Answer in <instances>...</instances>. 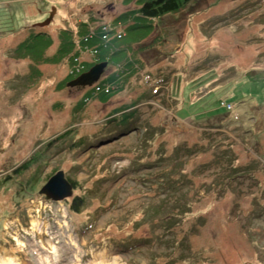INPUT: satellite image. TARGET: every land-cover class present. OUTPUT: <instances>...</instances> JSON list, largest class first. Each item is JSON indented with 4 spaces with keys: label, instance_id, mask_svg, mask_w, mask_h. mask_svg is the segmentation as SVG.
<instances>
[{
    "label": "rangeland",
    "instance_id": "obj_1",
    "mask_svg": "<svg viewBox=\"0 0 264 264\" xmlns=\"http://www.w3.org/2000/svg\"><path fill=\"white\" fill-rule=\"evenodd\" d=\"M144 1L0 0V257L37 264L53 236L51 264H264V0H193L161 18L142 17ZM86 23L122 35L100 80L119 69L126 83L110 94L68 86L98 63ZM64 29L81 51L57 62ZM59 171L76 187L47 199Z\"/></svg>",
    "mask_w": 264,
    "mask_h": 264
},
{
    "label": "trees",
    "instance_id": "obj_2",
    "mask_svg": "<svg viewBox=\"0 0 264 264\" xmlns=\"http://www.w3.org/2000/svg\"><path fill=\"white\" fill-rule=\"evenodd\" d=\"M191 1H193V0H145L142 3L141 8L139 9V13L142 17H145V18H159V17L161 18L162 16L168 15L170 13H176V12L180 11L183 7H185ZM126 17H127V14L120 16L117 20L122 21L123 18H126ZM114 27H115V25H114ZM130 27H132V26H130ZM83 28H85V29L81 30V32H80L81 45H85L86 41L90 45L95 44L94 46L97 47L95 49V52L99 53L98 54L99 55L98 62L107 61L108 64L109 63L117 64L118 62L117 63H115V62H116V58L118 57V54H120L121 52H124V50H117V46H115L117 41H120L121 38H119L117 36L116 37L113 36V37H107V38H105V40H102L101 39V36H102L101 33L102 32H101L100 28L97 29L95 27L96 32L95 31L92 32V30H90V28H89V23H86V24H84V26H81V29H83ZM112 29H114V28H112ZM63 31L65 34L64 35L65 39H67V40L63 39L64 40L62 43L63 45H61V48L56 55V58H54V60L57 62L61 61L65 55L70 54L72 52L73 48H76V45H77V41L75 40V38L73 36L74 32L72 30H67V29H64ZM82 31H83V34H82ZM88 32H89V35H88ZM113 32H115V31H113ZM41 36H42V34H33L32 39L34 40V42L36 44H38L41 41H43V40H41ZM107 48H113L112 52L110 54H108L107 56L106 55L100 56V54L103 53V51H106ZM101 50H102V52H101ZM116 50L118 52L115 53ZM80 51H81L80 49H77V50L74 49V54L71 53L72 55L71 54L70 55L73 56L72 58L76 59V57L80 54ZM104 54H105V52H104ZM129 60L132 61L131 58ZM93 64H96V62L92 63L91 65H88L87 70L90 69V67ZM123 65L125 67L122 70L124 75L128 71H130V72L132 71L131 69H133V68H132V66H130L131 63L123 64ZM118 66H122V65L118 64ZM117 73H119V69L116 70L112 75L108 76L106 79L102 78V80H99L100 82L98 81L102 85H105V86L110 85L112 87V90L110 93H112V91H114L115 89H119L123 86V84L120 85L121 76L117 77L116 76ZM124 78L125 77H122V79H124ZM90 88L93 90V86H91ZM90 93H91V91H90ZM102 93L110 94V93H105V92H102ZM59 139H61V138H59ZM57 142L58 141L55 140V142H53L52 144L57 143ZM25 165H27V164H25ZM72 185H73V188L76 187V183L72 182ZM82 206H83V202H82L81 196L76 197L71 204V208L76 212H80Z\"/></svg>",
    "mask_w": 264,
    "mask_h": 264
},
{
    "label": "water",
    "instance_id": "obj_3",
    "mask_svg": "<svg viewBox=\"0 0 264 264\" xmlns=\"http://www.w3.org/2000/svg\"><path fill=\"white\" fill-rule=\"evenodd\" d=\"M52 17L53 13H51L50 18L46 21V23H49ZM107 66V61H102L94 64L92 67H90V69L69 81L68 86L91 87L101 79ZM58 177H62V184L57 182L56 179ZM41 192L46 195L47 199L62 200L63 198L69 197L72 194L73 185L65 178L63 171H59L51 178H49L48 182L46 183V185H44Z\"/></svg>",
    "mask_w": 264,
    "mask_h": 264
},
{
    "label": "bare ground",
    "instance_id": "obj_4",
    "mask_svg": "<svg viewBox=\"0 0 264 264\" xmlns=\"http://www.w3.org/2000/svg\"><path fill=\"white\" fill-rule=\"evenodd\" d=\"M33 226H37L39 230L43 233L42 228L40 227V225L36 220L33 221ZM66 228H68V226H66ZM70 237L72 239V236ZM53 238L54 237L51 236L50 239H47L45 241L43 240L41 242V247L43 248L42 252L40 251L39 248L34 247L33 253L36 254L35 257L37 264H51L50 260L54 255H55L54 260L56 261L58 259L57 257H59V250L56 242H53ZM16 240L19 242L18 244H20L21 246H26V243L19 241L18 239ZM71 243L73 245L77 244V242H71ZM15 251L16 250L6 251L5 255L0 257V264H27L26 261H23L18 257ZM107 258H108L107 255L103 253L102 255L98 256L96 259L92 260L90 264H109L108 263L109 260ZM112 262L113 263L110 264H126V263H119L116 257H114V260ZM53 264H57V263L54 262Z\"/></svg>",
    "mask_w": 264,
    "mask_h": 264
},
{
    "label": "built area",
    "instance_id": "obj_5",
    "mask_svg": "<svg viewBox=\"0 0 264 264\" xmlns=\"http://www.w3.org/2000/svg\"><path fill=\"white\" fill-rule=\"evenodd\" d=\"M104 30H106V28H104ZM122 35L120 34L118 37H121ZM79 60V59H77ZM87 66L85 64H83L82 66L78 67L77 70L75 72H79V73H82V70L86 69ZM83 70V72H84ZM78 73V74H79ZM151 75H149L147 77V84L150 85V87L152 88V94L153 95H157L161 89H160V84L163 82V79H161L160 77L161 76H157L156 78H152V81H151ZM152 82V83H151ZM154 83V85H153ZM105 87V88H104ZM112 90V87L110 85L108 86H105V85H102V84H94L93 85V94H96V93H102V92H105V93H110ZM223 106H226L229 110H231L233 108V105L232 104H226L225 102L222 103Z\"/></svg>",
    "mask_w": 264,
    "mask_h": 264
},
{
    "label": "crops",
    "instance_id": "obj_6",
    "mask_svg": "<svg viewBox=\"0 0 264 264\" xmlns=\"http://www.w3.org/2000/svg\"><path fill=\"white\" fill-rule=\"evenodd\" d=\"M120 63H121V61H120ZM135 66H136L138 69L141 70V66L138 64V62L135 64ZM131 70L133 71L134 68L131 69ZM128 73H130V71H128L123 77H125ZM125 83H126V82H124L123 85H124ZM147 99H148V98H147ZM147 99H146L144 102L139 103V105H140V104H145V103L148 101ZM175 117H177L176 114L173 115V120H174ZM178 119H179V118H178Z\"/></svg>",
    "mask_w": 264,
    "mask_h": 264
},
{
    "label": "clouds",
    "instance_id": "obj_7",
    "mask_svg": "<svg viewBox=\"0 0 264 264\" xmlns=\"http://www.w3.org/2000/svg\"><path fill=\"white\" fill-rule=\"evenodd\" d=\"M96 83H97V82H96ZM93 85H94V84H93ZM93 85H92V86H93Z\"/></svg>",
    "mask_w": 264,
    "mask_h": 264
}]
</instances>
